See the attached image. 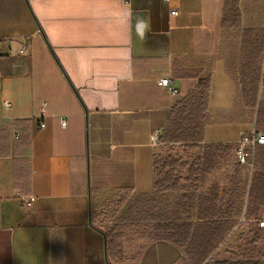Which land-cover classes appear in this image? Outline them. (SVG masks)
Segmentation results:
<instances>
[{"label": "crops", "instance_id": "0c3cea01", "mask_svg": "<svg viewBox=\"0 0 264 264\" xmlns=\"http://www.w3.org/2000/svg\"><path fill=\"white\" fill-rule=\"evenodd\" d=\"M177 6L172 17L161 0H0V264H264L230 248L238 215L203 255L164 239L202 221L201 203L154 188L152 139L173 104L206 83L200 145L233 148L260 129L246 101L264 99V0ZM253 171L242 206L260 219ZM216 176L218 206L237 207L238 175Z\"/></svg>", "mask_w": 264, "mask_h": 264}, {"label": "trees", "instance_id": "16d2710c", "mask_svg": "<svg viewBox=\"0 0 264 264\" xmlns=\"http://www.w3.org/2000/svg\"><path fill=\"white\" fill-rule=\"evenodd\" d=\"M234 10H231V12ZM261 84L264 85V72L261 78ZM251 96L254 94V89L258 87L257 83H250ZM252 91V92H251ZM207 100V84L201 83L196 88L178 99L172 106L168 115L165 126L158 135V143L164 144H182L188 147H199L202 141L205 113ZM248 104L256 106L255 128L260 129L256 132L264 134L262 123L264 122V99L257 100L249 99ZM231 146L222 144L203 145V152L191 164L182 161L178 157H167L162 161L158 160L154 154V188L158 192H173L179 193L178 201L193 203L197 201L202 205L201 223H195L193 226L188 223H175L171 227L164 228V239L174 242L176 245L196 249L197 254L209 252L222 237L227 230H230L232 223L226 222L231 216L239 215L242 207V196L238 194L237 207L229 205L230 196L224 203L218 206V185L215 184L205 192L196 193V190L201 187L202 181L207 179V176L215 167L217 153L229 149ZM161 162V167L159 164ZM254 171L252 173L249 190L248 202L254 205L264 204V144L256 146L254 162ZM182 168L186 171L181 177L175 171ZM234 188V187H233ZM237 188V187H236ZM233 191L238 192V188ZM239 193V192H238ZM189 195V196H187ZM235 198V195H234ZM222 200V199H221ZM240 205V206H239ZM257 214V211L247 207V214ZM112 216V215H111ZM149 217V216H148ZM117 219V217H116ZM179 217L177 220H180ZM117 228H112L111 238L115 239L118 232ZM111 242V241H110ZM238 264H244L239 262Z\"/></svg>", "mask_w": 264, "mask_h": 264}, {"label": "rangeland", "instance_id": "374dc122", "mask_svg": "<svg viewBox=\"0 0 264 264\" xmlns=\"http://www.w3.org/2000/svg\"><path fill=\"white\" fill-rule=\"evenodd\" d=\"M203 152V145H199V147H188L187 145L182 144H164L159 143L156 146V157L158 160L162 161L167 159V157H178L182 161H185L188 164H191L195 161L196 158ZM234 147L229 149H224V151L218 152L215 160V167L212 172H219L220 174L224 173L227 175V172H234L238 175V182L234 180L233 189L238 188L239 194H243L245 188L247 186L248 179V171L246 168L239 167L234 163L233 159ZM161 167V162L158 166ZM180 174L181 177L185 175L186 171L182 168H179L175 171ZM223 178L221 176H216V178H209L205 181H202L201 187L203 189H209L215 183H217L214 179ZM236 188V189H237ZM244 196V195H243ZM242 196V200H243ZM240 206V205H239ZM241 212V211H240ZM233 249L234 255L236 257L249 258V257H262L264 256V230L257 228L254 223H247L245 226L241 227L236 232V240L234 241V245L230 246Z\"/></svg>", "mask_w": 264, "mask_h": 264}, {"label": "built area", "instance_id": "2783aa9c", "mask_svg": "<svg viewBox=\"0 0 264 264\" xmlns=\"http://www.w3.org/2000/svg\"><path fill=\"white\" fill-rule=\"evenodd\" d=\"M161 1L167 6L168 13L170 16L174 17L178 15L179 13V9L177 6L178 0H161ZM159 85L165 88L167 93L170 96L177 95V91L172 85L170 77L163 76L162 78H160ZM2 105L5 108H7L9 104L7 101H3ZM60 125L62 127H66L67 125L66 118L60 119ZM43 126L44 124L40 125V127H43ZM158 135H154L152 139L155 145L158 143ZM263 144H264V134L261 132L253 131L249 134L242 136L239 139V141L236 143V146L234 147V152H233L234 163H236V165H238L239 167L246 168L248 171V174H251L253 170V162H254L256 146L263 145ZM24 204L28 206L29 202L25 201ZM246 223H254L257 226V228L264 230V217L260 219L247 218L246 211H245V205H244L241 207V212L236 218V224L234 226L233 231H235L239 227L241 228L242 226L246 225Z\"/></svg>", "mask_w": 264, "mask_h": 264}]
</instances>
